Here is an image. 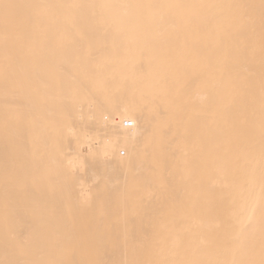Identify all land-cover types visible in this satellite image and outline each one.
<instances>
[{
    "label": "bare ground",
    "instance_id": "bare-ground-1",
    "mask_svg": "<svg viewBox=\"0 0 264 264\" xmlns=\"http://www.w3.org/2000/svg\"><path fill=\"white\" fill-rule=\"evenodd\" d=\"M263 115L264 0H0V264H264Z\"/></svg>",
    "mask_w": 264,
    "mask_h": 264
},
{
    "label": "rangeland",
    "instance_id": "rangeland-1",
    "mask_svg": "<svg viewBox=\"0 0 264 264\" xmlns=\"http://www.w3.org/2000/svg\"><path fill=\"white\" fill-rule=\"evenodd\" d=\"M229 109L231 110H224L221 113L219 116L220 121L216 126V165L208 171V175L213 183L218 182L217 177L226 179L227 175H232L238 170L237 166L241 164L238 160L239 151L237 150L238 144L236 138H238V134L243 135L248 132V125L244 122L236 126L235 120L239 117L246 119L248 117H254L252 115L255 111L254 107L248 105L246 102L243 106L234 105V107ZM242 169L243 167H240L241 171H243Z\"/></svg>",
    "mask_w": 264,
    "mask_h": 264
},
{
    "label": "snow or ice",
    "instance_id": "snow-or-ice-1",
    "mask_svg": "<svg viewBox=\"0 0 264 264\" xmlns=\"http://www.w3.org/2000/svg\"><path fill=\"white\" fill-rule=\"evenodd\" d=\"M136 7H143V6H141V5H137Z\"/></svg>",
    "mask_w": 264,
    "mask_h": 264
},
{
    "label": "built area",
    "instance_id": "built-area-1",
    "mask_svg": "<svg viewBox=\"0 0 264 264\" xmlns=\"http://www.w3.org/2000/svg\"><path fill=\"white\" fill-rule=\"evenodd\" d=\"M125 124H126V123H125ZM127 125H130V122H128Z\"/></svg>",
    "mask_w": 264,
    "mask_h": 264
}]
</instances>
